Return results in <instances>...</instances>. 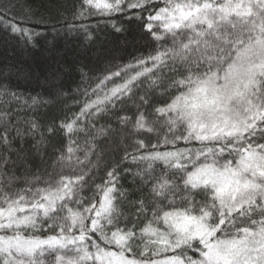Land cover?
Wrapping results in <instances>:
<instances>
[{
  "label": "snow or ice",
  "instance_id": "6c2138e0",
  "mask_svg": "<svg viewBox=\"0 0 264 264\" xmlns=\"http://www.w3.org/2000/svg\"><path fill=\"white\" fill-rule=\"evenodd\" d=\"M71 17L88 38L92 18L136 21L149 50L82 73L77 110L47 126L19 114L38 97L0 85V264H264V0H77ZM46 22L0 0L26 43ZM128 160L145 191L132 214Z\"/></svg>",
  "mask_w": 264,
  "mask_h": 264
},
{
  "label": "trees",
  "instance_id": "16d2710c",
  "mask_svg": "<svg viewBox=\"0 0 264 264\" xmlns=\"http://www.w3.org/2000/svg\"><path fill=\"white\" fill-rule=\"evenodd\" d=\"M28 3L37 17L44 16L47 21L40 25H26L41 33L34 44L0 28V85L18 93L22 101L32 96L42 101L34 109L21 108V117L35 116L45 126L58 123L69 114V108L77 110L74 101L80 99L78 89L85 86L82 73L95 77L107 64L126 63L149 50L151 38L144 34L136 21L120 18L124 31L116 32L104 20L92 18L86 22L92 30L91 38H88L83 32L68 30L67 21L72 20L71 12L77 0H28ZM57 90L64 95L56 96ZM62 144V133L49 137L48 157ZM24 147L30 152L31 142ZM105 154V160L112 163L120 159L122 152L106 146ZM30 159L33 170L41 167L39 157L32 155ZM120 168V183L126 194L122 207L126 213L132 214L134 202L145 191L136 177V163L124 161ZM103 175L101 168L98 177Z\"/></svg>",
  "mask_w": 264,
  "mask_h": 264
}]
</instances>
